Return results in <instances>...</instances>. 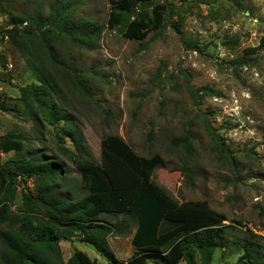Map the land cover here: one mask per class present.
Masks as SVG:
<instances>
[{
    "label": "rangeland",
    "instance_id": "1",
    "mask_svg": "<svg viewBox=\"0 0 264 264\" xmlns=\"http://www.w3.org/2000/svg\"><path fill=\"white\" fill-rule=\"evenodd\" d=\"M54 1L0 0V30L18 17H46ZM63 1L73 3L69 12L77 22L100 26L91 49L73 45L69 35L50 39L59 56L87 76L80 90L53 71L45 80L68 116L79 149L63 135L65 122L51 126L37 109L20 104L18 86L35 77L4 37L0 94L9 105L0 110V135L19 134L23 149H0V158H26L37 151L62 162L61 187L80 197L87 193L81 168L100 166L101 139L117 135L141 156L161 155L151 181L179 206L208 207L224 218L223 234L236 244L216 250L211 264H235L244 242L264 252V46H258L264 0H150L165 4L168 21L143 39L108 27L109 0ZM31 27L28 21L19 26L21 31ZM17 179L21 183L11 209L28 210L22 192L35 196L36 183ZM33 207L30 212L40 213ZM122 218L104 212L99 221L116 224ZM128 218L123 235L107 237L109 249L123 262L136 250L130 242L135 219ZM62 228L64 236L71 235L58 241L63 261L80 250L95 264H108L93 245Z\"/></svg>",
    "mask_w": 264,
    "mask_h": 264
},
{
    "label": "trees",
    "instance_id": "2",
    "mask_svg": "<svg viewBox=\"0 0 264 264\" xmlns=\"http://www.w3.org/2000/svg\"><path fill=\"white\" fill-rule=\"evenodd\" d=\"M109 2L108 27L117 28L129 39H143L168 21L164 3ZM71 5L69 1L55 0L44 18L18 17L11 27L0 30V40L8 38L35 77L34 81L18 86L20 104L37 109L51 126L65 122L63 135L70 137L78 150L79 142L68 124V116L45 84L47 72L53 71L69 78L77 89L85 87L86 74L59 56L50 42L69 35L73 45L91 49L97 41L100 26L77 22L70 14L72 11L69 12ZM23 21L33 23L35 29L21 31L19 26ZM47 25L52 26L46 28L50 36L42 30ZM52 29L58 33H52ZM258 46H264V35ZM8 105L0 94V110H7ZM59 137L57 134L56 138ZM183 139L188 141V136ZM0 149L22 150L20 135L14 132L0 135ZM162 162L158 153L141 156L121 137L107 135L101 139L100 166H85L80 170L87 193L73 197L67 187L63 189L60 185L65 172L62 162L48 160L37 151L26 158H0V264H95L80 250H74L63 261L58 241L71 235L64 236L62 227L76 233L79 241L93 245L108 264H146L149 260L164 264H178L182 260L185 264H211L216 250L234 246L236 240L223 234L224 218L220 214L208 207L179 206L151 181L150 174ZM18 175L24 182L31 178L36 183L35 196L22 192L23 209L28 210H12L10 206L21 183ZM33 206L40 213L30 212ZM104 212L123 218L116 224L99 221ZM128 216L135 219L130 242L136 250L123 262L109 249L107 237L123 235L129 229ZM240 245L242 252L235 264H264V252L257 245L248 242Z\"/></svg>",
    "mask_w": 264,
    "mask_h": 264
}]
</instances>
